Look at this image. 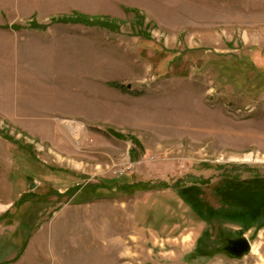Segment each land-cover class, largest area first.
Instances as JSON below:
<instances>
[{
	"label": "rangeland",
	"instance_id": "374dc122",
	"mask_svg": "<svg viewBox=\"0 0 264 264\" xmlns=\"http://www.w3.org/2000/svg\"><path fill=\"white\" fill-rule=\"evenodd\" d=\"M16 2L0 0V264H264V0L50 18ZM70 22L73 39L31 29ZM242 236L247 255L220 251Z\"/></svg>",
	"mask_w": 264,
	"mask_h": 264
},
{
	"label": "crops",
	"instance_id": "0c3cea01",
	"mask_svg": "<svg viewBox=\"0 0 264 264\" xmlns=\"http://www.w3.org/2000/svg\"><path fill=\"white\" fill-rule=\"evenodd\" d=\"M8 1V0H7ZM12 2L13 0H9ZM14 6L17 11L10 12L9 14H17L24 16H41V17H56V16H73V17H87L89 15H108L112 11L122 9L123 6L127 8H138L144 6L150 8L153 5V0H16ZM26 4L28 7L23 10L21 6ZM126 8V9H127ZM29 9V10H27ZM19 13V14H18ZM60 25L57 29L61 31L63 35H68L69 38L73 39L76 37V29L84 28L85 23H51L52 26L45 25L44 28L38 27L31 28L32 30L51 32L56 30L53 25ZM16 27V26H15ZM12 26V28L15 29ZM62 28V30H61ZM11 27L6 24H0V34L10 35ZM77 29V30H78ZM59 31V32H60ZM58 32V33H59ZM60 33V34H61ZM46 34V33H45ZM81 36V35H80ZM59 37V36H58ZM84 38L90 37L82 35ZM51 80V79H50ZM51 82V81H50ZM22 93V90L21 92Z\"/></svg>",
	"mask_w": 264,
	"mask_h": 264
},
{
	"label": "water",
	"instance_id": "95a60500",
	"mask_svg": "<svg viewBox=\"0 0 264 264\" xmlns=\"http://www.w3.org/2000/svg\"><path fill=\"white\" fill-rule=\"evenodd\" d=\"M251 248V243L245 236L238 238L227 237L225 238L224 245L220 251L227 253L233 258L239 259L247 255L251 251Z\"/></svg>",
	"mask_w": 264,
	"mask_h": 264
},
{
	"label": "bare ground",
	"instance_id": "6f19581e",
	"mask_svg": "<svg viewBox=\"0 0 264 264\" xmlns=\"http://www.w3.org/2000/svg\"><path fill=\"white\" fill-rule=\"evenodd\" d=\"M67 125L69 126L68 128L71 130L74 138L78 139L80 136L82 126L80 124L72 123V122H67Z\"/></svg>",
	"mask_w": 264,
	"mask_h": 264
},
{
	"label": "trees",
	"instance_id": "16d2710c",
	"mask_svg": "<svg viewBox=\"0 0 264 264\" xmlns=\"http://www.w3.org/2000/svg\"><path fill=\"white\" fill-rule=\"evenodd\" d=\"M241 188H244L245 189V187H239L238 190L241 189ZM233 194L234 193H232V192L229 191V194H227L228 195L227 197L231 198L232 200H234V199H240L241 198V195H239V196H233ZM242 195H243V197H247V193H243Z\"/></svg>",
	"mask_w": 264,
	"mask_h": 264
},
{
	"label": "flooded vegetation",
	"instance_id": "af4514ba",
	"mask_svg": "<svg viewBox=\"0 0 264 264\" xmlns=\"http://www.w3.org/2000/svg\"><path fill=\"white\" fill-rule=\"evenodd\" d=\"M227 254V253H226ZM228 255V254H227ZM228 256H230V255H228ZM231 257V256H230Z\"/></svg>",
	"mask_w": 264,
	"mask_h": 264
}]
</instances>
